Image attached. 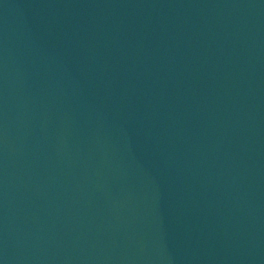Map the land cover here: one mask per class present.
Returning <instances> with one entry per match:
<instances>
[{"label": "water", "instance_id": "obj_1", "mask_svg": "<svg viewBox=\"0 0 264 264\" xmlns=\"http://www.w3.org/2000/svg\"><path fill=\"white\" fill-rule=\"evenodd\" d=\"M0 264H264V0H0Z\"/></svg>", "mask_w": 264, "mask_h": 264}]
</instances>
